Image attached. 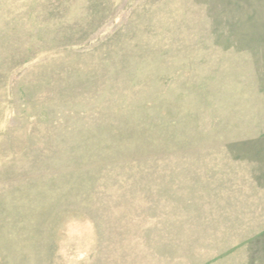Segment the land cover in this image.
I'll list each match as a JSON object with an SVG mask.
<instances>
[{
	"label": "rangeland",
	"instance_id": "rangeland-1",
	"mask_svg": "<svg viewBox=\"0 0 264 264\" xmlns=\"http://www.w3.org/2000/svg\"><path fill=\"white\" fill-rule=\"evenodd\" d=\"M0 264H264V0H0Z\"/></svg>",
	"mask_w": 264,
	"mask_h": 264
}]
</instances>
